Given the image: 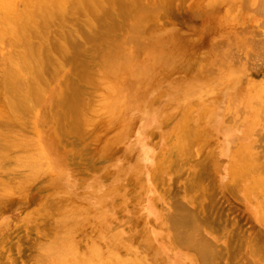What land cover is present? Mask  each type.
<instances>
[{
	"label": "bare ground",
	"instance_id": "1",
	"mask_svg": "<svg viewBox=\"0 0 264 264\" xmlns=\"http://www.w3.org/2000/svg\"><path fill=\"white\" fill-rule=\"evenodd\" d=\"M156 1L0 0V166L20 171L14 182L0 181V207L16 192L25 197L35 182L65 168L61 148H75L89 132L96 137L107 126L118 128L112 138L126 140L123 155L128 159L125 166L116 163L113 195L102 191V178L94 181L93 197L85 198V217L80 212L82 198L72 193V186L64 188L59 174L48 178L42 192L53 220L44 227L46 234L22 253L19 264H177L166 251L173 249L163 242L191 252L190 264H220L225 252L218 249L215 232L226 211L218 208L214 187L253 201L254 217L264 209L257 201L258 195L264 197V81L257 84L247 76V62L233 64L237 59L227 30L240 18L243 23L255 20L263 0H198L201 12L189 16L196 25L190 36L177 26L187 20L184 14H173V26L158 24L163 13H172L176 0H158L160 7ZM214 35H227L217 45L218 51L226 46L217 61L227 69L222 79L209 78L212 68H206L208 57L216 56ZM70 63L74 67L61 82ZM57 82L61 88L54 87ZM164 82L179 92L158 111L155 103ZM197 88L200 100L192 106L187 95ZM178 101L187 108L175 116L171 133L162 137L160 152L155 151L150 137L170 121ZM240 102L246 105L241 112L236 107ZM153 111L160 113V125L147 131L145 149L134 138L142 117L145 122L150 117L145 113ZM231 112L233 118L228 119ZM51 126L59 134L56 139L47 133ZM87 147L85 157L97 155ZM75 156L70 154L68 163ZM222 164V179L216 181ZM185 168L187 176L182 177ZM122 174L146 195L133 199L128 220L134 225L127 228L128 234L122 226L125 216L116 211ZM169 181L179 184V198L161 203L149 196ZM137 212L145 228L140 236ZM82 224L89 232L93 226L83 249L79 241L68 239ZM222 239L233 248V238ZM246 243L251 249L244 264H264V230ZM235 249L228 250L226 264H238ZM9 260L15 264L17 259H3Z\"/></svg>",
	"mask_w": 264,
	"mask_h": 264
},
{
	"label": "rangeland",
	"instance_id": "2",
	"mask_svg": "<svg viewBox=\"0 0 264 264\" xmlns=\"http://www.w3.org/2000/svg\"><path fill=\"white\" fill-rule=\"evenodd\" d=\"M197 1L198 0H176L174 2V3H176V6L174 5V7L171 8L172 13L171 14L163 13V16L159 17L158 24L159 25L165 24L167 26H169V25L173 26L175 24V22L177 23V21H174V19H173L174 15H176L178 13L179 14L181 13L182 15L184 14V17H186L187 20L182 21V24H179V25L177 24V26L179 28H182V31L184 33H186V35L190 36L191 35L190 33H192V31H193L192 27L196 26V25H195V21L193 20V18L191 17V19H190L189 16L194 11H196V12L200 11L201 12V8L199 7V5L196 4ZM172 4H173V2H172ZM155 5L160 7L161 2L157 0L155 2ZM159 10H161V8H159ZM250 10H251V8H250ZM164 14H166V15H164ZM231 26L232 27L227 29L230 33V36H232L230 39L232 46H230V48H231V51H233L236 54V59H237L236 64L235 63H233V64L235 66L236 65L239 66V65H241V62L242 63L247 62L248 67L250 65V67L248 68L249 73L247 76L249 78H251V80H253L257 84L260 82H263L264 81V73H262V72H264V70H263L264 68L262 69V66L264 67V0L261 3V13L256 16L255 20L245 19V23H243V18H240L239 20H237V23L232 24ZM226 37H227V35H225L223 37V39H221V38L216 37L214 35V38L212 39L213 43H214L213 44V51H214V53L216 52V56L214 55L213 57H211V56L208 57V63L210 65L207 66L206 68L211 67L213 69V67L214 68L217 67V68H219V70L215 69L216 70L215 71L214 69L212 70L211 68H209L212 71L211 72L212 74L210 76H208L210 73L207 75L209 78L214 77L215 79H222L226 74L227 69L224 68L225 66L221 67L217 64L219 62V59H220V56H219L220 51L224 50L226 48V46L222 47V49L220 51H218L217 45L219 44L220 40L222 41ZM233 52H232V54H233ZM217 55H218V57H217ZM73 67H74V63L68 64V66L66 67V70L64 71V73L60 77V79H62L61 82L66 80L67 74L70 72V70ZM255 69H256L257 73L254 71ZM221 70H223V71H221ZM219 71H221V73ZM215 72H217V73H215ZM258 73H260L261 75ZM53 85L55 88H58V87L61 88L62 87V84L60 82H59V84H58V82L53 83ZM170 85H171L170 83L164 82L163 86H161L159 89L160 95L158 92L156 93L157 95H159V97L157 98L156 103H155V107H157L159 109L158 111H161L163 109V107L167 104V102H173L174 101L173 96L176 95L175 94L176 92H179L178 90L173 92V90H175L174 89L175 85H173V87ZM197 90L200 91V88L194 89L193 92H191V93H189V95H187V99L191 100L192 106L198 105V100H200L199 95L201 93L200 92L198 93ZM167 92H169V95H167ZM183 100L185 101V99H183ZM184 101H182V102L178 101L179 103L177 105V108L175 107L174 115L172 116L170 121L168 120L167 122H165L166 125L164 127H162V129L159 126L160 125V120H159V114L160 113H157L156 111L145 113L150 117H148V119L145 122H144L143 117H142V119H141V121L138 124V127L136 129L138 133L136 134L134 141L138 140L140 142L139 144L142 145V147L144 146V148H145V145L148 144L146 141L147 140V131L155 129L154 126L157 123V126H159V127L156 128V135L155 136L151 135L149 142L151 143V145L153 146L155 151L160 152L162 147L159 145H161L163 143L162 137L171 133L174 125L176 124L175 121L178 117L177 115H179L181 111H184L187 108V107L185 108V106H184L185 109L183 108V105L185 104V103H183ZM223 104H225V103H223ZM244 106H246L244 104V102H240V104H236V107H237V109L240 110V112L244 109ZM143 116H144V114H143ZM175 116H177V117H175ZM227 116H228V119H231V117L233 118V113L231 112ZM227 116L223 117V119L225 121H227L226 120ZM237 116L242 117L241 113H238ZM225 123H227V122H225ZM111 127H113V125H111L109 127L107 126V128H106L107 130L104 128L101 129L97 133L96 137L93 134V132H92V134H91V132H89V134L87 135L89 138L84 137L81 140H79L78 143L75 145V148L74 147L72 149H67V147L61 148L60 152L62 155L60 157H61V161L64 163L65 168L61 169V171L58 170L59 172L51 171L50 174L46 175V179L43 182L42 181L35 182L32 189L31 190L29 189L30 193L28 190L25 197H23V194L20 195L19 193L16 192L12 198L15 200V202H17L16 204H14L11 201L12 199L7 203L2 204V207H0V264H11L10 263L11 260H9V262L3 261V259L5 260L6 257L8 259H10V258L11 259H17L15 264H19V257L23 258L24 255L22 253L25 254L26 250L28 253V248H30L31 243H34L36 241V237L39 240L41 236L46 234L43 232L44 227H46V224L48 222L50 223V221L53 220L51 217H49L50 214L48 215V211L44 207L45 203L48 202L49 200L47 201V198H45V193L43 194V192H42V187L46 184V182L48 183V178L53 177V175L59 174L62 178L61 183H62V186L64 188L66 187V185L72 186V189L74 191L72 193H74L78 197L82 198V200H80V202H82V205H81L82 208L80 207V212H81L82 217H85V210H84V208H85L84 204L86 201L85 198L87 196V198H89V200H90V198L93 197L92 196L94 193V184L93 183L95 180L99 179V177H100V180L102 178V180H101L102 191H104V192H111L112 191L111 192L112 195L114 194V182H113L114 175H113V173H114L115 167L117 166L116 163L119 162V164H121L120 167L125 166L128 162V159H125L124 155H123V150L126 149V147H125L126 140L125 141L123 140L119 143V142H117V140L113 139L112 137L114 135V138H115L116 129L118 131V128H114V127L111 128ZM54 128H55V126H51L50 130H48L47 133L48 134L51 133L52 138L56 139V138H58L59 134L55 133ZM89 129H90V127H89ZM108 129L111 131H109ZM103 131L105 132L104 134H103ZM108 133H110V134H108ZM89 135L92 136V138ZM101 142H104V143H102L103 145L101 144ZM129 143H130V141H129ZM131 143H132V140H131ZM217 143H219V144L221 143L220 139ZM232 143H233L232 145L236 144L235 141H232ZM86 145H88L87 148H91V151H90L91 155L94 153L97 154L96 156H95V154L93 155V156H95L94 158L91 155H89V157L91 156V158L85 157L86 150H84V147L86 148ZM98 145H99V147H98ZM230 147H232L231 144H230ZM70 154H71V156L73 154L76 156L74 158V161H71V162L69 161V163H68V159H69ZM224 157L225 156H221V159H224ZM221 166L217 170V174H215V177H214L215 180L218 178L222 179L223 164ZM187 171L188 170L185 168V170L182 171L181 176L182 177L187 176V174L183 175V173H186ZM19 172H20L19 168H15V169L14 168H8L4 164L3 166H0V181L2 183H4V182L12 183V182H14V179L19 178ZM177 176L178 175H176V177ZM103 180H104V182H103ZM120 180H121L120 181L121 185L118 186L120 188H118L117 193L119 196H122L123 200L122 199L118 200V202H120V203H118V205L116 206V211L119 212V214L121 216H125V219L122 221V226L125 229V233L128 234L127 228L134 225L133 224L134 222L132 220L131 221L128 220L129 216L134 212L133 211L134 208H133V204H132L133 199L135 200L136 196H139V198H140V195H141L143 198L146 195H144L141 192L140 188H138L134 184L136 182H134V183L132 182V180L130 179V176H124L122 174ZM179 190H180L179 184L175 183V181H169L168 186L164 185L161 187H156V193L150 192L149 196L154 197V199H156V201L160 200L161 203H165V202L167 203L169 201L173 202L175 197L179 198V196L177 195L179 193ZM85 192L86 193L88 192V195ZM52 193H50V194H52ZM218 193H219V195H218ZM56 194H57V191H56L55 195ZM213 194L215 197L217 194L218 208L224 209L226 211V215L223 216L221 229L219 230V232L218 231L215 232L216 238L217 239L220 238V240L218 242L219 243L218 249H221V250L224 249L225 256H227L228 250L230 251L232 249L237 248V249H235V251H236L235 254L233 253L234 259L238 264H244L245 262H248L249 249H251V248H250V245L248 243L243 244V242H246V241L249 242L250 237L253 234H256L258 231L261 232L262 230H264V209L261 211V214L258 217H254L253 212H252L253 206L250 204L251 202L254 203L253 201L247 202L244 199V196L241 198H234V197H232V195L229 196L228 189H226V188L219 189L217 192L216 187H214V193ZM83 198H84V200H83ZM160 201L158 202V204H161ZM257 201L261 205L264 206V197L261 194L258 195ZM113 212H115V211H113ZM223 213H224V211H223ZM134 214H135L134 219H136L135 226H137L136 228L138 229L137 235L140 236V235H142V232L145 230V228H144V225L140 224L141 219H139V213L137 212ZM224 217H226V218H224ZM49 223L47 225H49ZM83 223L85 224V222H83ZM92 228H93V226L90 228V232H91ZM87 232H89L87 226L85 228V225L82 224L81 228L79 229V232L75 234V237L73 235H71V237H69L68 239H70L71 241L76 239L77 241L80 242L81 247L83 249V240H85L86 237H88ZM90 232H89V236H90ZM157 234H158L157 228H155L154 229V235L158 238ZM215 235H213V236H215ZM223 235H227L228 239L233 238L232 243H231V245L233 246L232 249H228V244L222 239ZM19 237H20V239H19ZM87 239L90 240V237ZM20 241L21 242L23 241V242L21 243ZM17 242H18V244H17ZM162 244H164L166 247L168 246L167 248H169L170 250L173 249L172 252H170L168 249L166 251L168 254L170 253V255L173 254L172 255L173 258L171 257V260L175 261L177 264H190V263H192L191 262L192 261L191 260L192 259L191 252H188L186 250H181L178 248H176V249L171 248V247H169L168 244H166V242H163ZM162 248L164 249L163 245H162ZM20 249H21V251H20ZM15 251H16V253H15ZM12 253H14V254H12ZM20 253H21V255H20ZM225 256H224L222 263H220V264H226V257ZM183 257L185 258V260L182 262V261H180V259ZM22 261H23V259H22Z\"/></svg>",
	"mask_w": 264,
	"mask_h": 264
}]
</instances>
